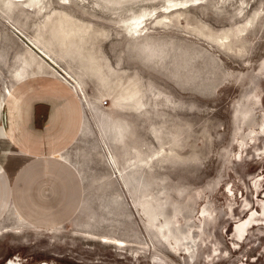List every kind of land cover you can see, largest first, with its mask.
<instances>
[{
    "label": "rangeland",
    "instance_id": "374dc122",
    "mask_svg": "<svg viewBox=\"0 0 264 264\" xmlns=\"http://www.w3.org/2000/svg\"><path fill=\"white\" fill-rule=\"evenodd\" d=\"M243 1L210 0L170 15V22L150 21L140 36L123 19L166 0H42L34 6L0 0V90L11 96L15 80L48 68L26 93L34 89L70 111L64 83L75 93L76 130L84 116L83 129L65 145L69 177L80 191L72 220L52 233L22 224L9 212L13 188L12 197H0V264L12 257L24 263L264 264V136L248 150L240 145L249 130L240 128L243 106L261 95L264 108V0H252L241 16ZM32 46L49 52L61 72ZM58 122L62 130L65 121ZM19 164L16 157L7 163L11 179ZM54 172L48 183L58 180ZM17 184L21 193L23 181ZM148 190L172 210L185 206L191 218L180 215L182 229L203 221L200 231L191 229L199 235L192 255L172 249L180 246L163 241L160 227L146 220L141 203Z\"/></svg>",
    "mask_w": 264,
    "mask_h": 264
},
{
    "label": "crops",
    "instance_id": "0c3cea01",
    "mask_svg": "<svg viewBox=\"0 0 264 264\" xmlns=\"http://www.w3.org/2000/svg\"><path fill=\"white\" fill-rule=\"evenodd\" d=\"M44 69L48 68L34 70L29 78H23L21 82L15 80L10 86L12 95L6 92L4 104L0 96V197H12L14 188L9 212L13 210L22 224L37 229L56 228L72 220L71 206L78 201L80 191L78 182L73 184L69 177L71 163L65 145L83 129L84 124L81 114L76 130L78 112L77 108L72 109V103H76L75 93L66 84L61 83V86L68 92L70 111L63 105L53 106L34 89L26 93L24 87L42 77ZM58 120L65 121L62 130ZM56 153L60 157H55ZM15 157L20 158V164L11 179L6 165ZM29 163L36 164L34 169L29 168ZM56 167L65 171L60 173L58 170L57 173ZM54 168L58 180L54 182L52 179L48 183ZM30 170L33 174L29 173ZM18 180L23 181L21 193L16 192Z\"/></svg>",
    "mask_w": 264,
    "mask_h": 264
},
{
    "label": "bare ground",
    "instance_id": "6f19581e",
    "mask_svg": "<svg viewBox=\"0 0 264 264\" xmlns=\"http://www.w3.org/2000/svg\"><path fill=\"white\" fill-rule=\"evenodd\" d=\"M12 1L14 3H20V2H26L27 3V2H29V4L31 3V5H33V3H36V2L40 3L42 0H12ZM209 2H210V0H166V3H164L161 6V8L155 7L151 10L145 9L141 13H136L127 19H123V22L127 26L128 31L134 32L137 35H140L138 33H140L141 31H145L148 28V23L150 21H151L150 23L155 22V24H158L159 21H161V20H163L164 22H170V15L176 14V13L183 11V10L191 9L192 7H196L199 5H203V4L207 5V4H209ZM251 2H252V0H244L243 3H240V4H242L241 7H240V5L238 6V4H237V6L240 8L241 12H239V14L241 13L240 14L241 16L245 15L243 13L245 12V10L247 9V7L249 6V4ZM233 4H234V2H233ZM152 18L154 20H152ZM250 22H251V20H250ZM250 22H249V24H250ZM250 25H252V24H250ZM243 30H241V31H243ZM245 33H246V31H245ZM143 35H144V33L142 34V36ZM237 35H236V37H237ZM133 36H135V34ZM137 37H139V36H137ZM233 38H235V37L233 36ZM225 39H226V37H225ZM237 41L239 42V40H237ZM229 42L231 44V41H229ZM32 49L34 51H36L39 59H41L45 63V65H47L49 68H52L54 70H58L59 72H61V70L59 68L60 64L49 52H47L43 49L37 50L33 46H32ZM66 77L68 79H70L69 75ZM0 96H1V98L3 100V104H4L6 92L3 89L0 90ZM261 103H262V96L256 95V103H254V104L248 103V104L244 105L242 110H241L240 128H243V126L244 127L247 126V128L249 129L248 133L245 131L246 134H243V137H241V141H240V145L242 146V148L244 150H248L249 148L257 145V143L260 142L261 137L264 136V108L262 107ZM258 106L262 107V113L258 111V113H261L262 121L256 120V114H257L256 111H257ZM241 124L242 125L244 124V125L242 126ZM7 125H9L8 122H7ZM243 133H244V131H243ZM148 191H147V193L144 194L145 196L143 195L144 200L141 203V205H142L141 207L143 209V214H144L146 220L149 222V224H153V225H156L157 227H160L161 233L163 235L162 237L164 238L163 241L166 242V240H167L168 244H170L171 247L175 246V243L176 244L178 243V246H180L179 248H175L176 247L175 246L172 249H174L176 252H178L182 248V250H184V252H189L192 255V251H191L192 247H195V245L199 244L197 241V239H198L197 237L199 235L194 234V232H192L191 229L193 230V227H194L200 231V229L203 226V223H202L203 221H201L199 224L198 223H192V222L187 223L186 229H182L181 225H179L181 222L180 221V215L186 221L190 220V218H191L190 216H186L184 214L185 206H182L179 204L174 205L173 210H172L171 207L169 206V203L167 204L168 200L166 202H160L161 200L159 201L158 199H155L156 196L154 198L153 197L154 195L152 196L150 191L149 192ZM162 201H163V199H162ZM170 202H171V200H170ZM172 203H171V205H173ZM174 204H175V201H174ZM208 209H205L204 211H208ZM210 213H212V211ZM248 225H249V223H248ZM46 229L50 233L54 232V230H55V228H53L52 226L46 227ZM88 236H90L92 239H95V240L105 241V242L114 244V245L120 247L121 249L128 246V243L126 242V240L118 238V237H114V236H110V235H106V234H96V233H89ZM185 254H187V253H185ZM7 264H61V263L56 261V260H42V261H37V262H33V263H24V262H22V259L20 257H17V258L12 257Z\"/></svg>",
    "mask_w": 264,
    "mask_h": 264
}]
</instances>
